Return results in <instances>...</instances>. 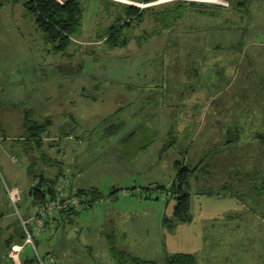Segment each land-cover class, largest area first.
<instances>
[{"label":"rangeland","instance_id":"1","mask_svg":"<svg viewBox=\"0 0 264 264\" xmlns=\"http://www.w3.org/2000/svg\"><path fill=\"white\" fill-rule=\"evenodd\" d=\"M111 1L116 3L113 9L108 8ZM180 1L204 6H189L181 20L164 29L166 17L157 16ZM248 1L242 11L237 0L139 4L151 7L144 23L128 32L127 47L112 50L103 40L108 28L122 6L137 3L86 0L84 38H77L60 54L45 40L23 0L4 1L0 6V134L4 137L0 139V243L4 245L0 264H13L5 243L12 236L20 239L22 217L36 215L30 196L32 174L51 178L61 174V179L62 173L54 172L62 167L72 192L96 188L104 199L81 209L59 229L57 222L51 224L52 218L43 225L32 220L38 251L50 256L53 264H134L131 257L165 264L167 256L177 252L197 254L199 264L264 263V218L248 216L236 198L219 196L233 192L234 187L220 184L225 179L238 184L234 192L239 196L262 190L258 182V187L239 183L245 150L254 149L257 164L264 148V138L258 136L264 134V0ZM168 81L172 88L183 82L187 89L163 90ZM183 97L207 99L204 110L218 113L219 121L211 125L210 118L213 135L202 134L197 140L194 126L199 123L185 122L181 127L189 129L191 137H181L179 147L162 152L170 140L167 113L175 108L174 100ZM25 110L40 123L52 119L42 149L17 140L27 134ZM232 110L234 122L228 123L226 114L230 117ZM192 111L193 106L183 109ZM155 113V118L148 117ZM227 124L233 135L223 139ZM146 128H154L157 136L150 137ZM144 144L149 147L139 151V161H134V148ZM232 153L235 171L228 179L226 159ZM186 155L192 167L204 160L191 178L194 220L172 228L165 223L175 203L169 186L177 173L176 161H184ZM7 186L22 191L19 208L11 203ZM229 213H235L234 218H224ZM22 259L38 264L33 245L26 246Z\"/></svg>","mask_w":264,"mask_h":264},{"label":"trees","instance_id":"2","mask_svg":"<svg viewBox=\"0 0 264 264\" xmlns=\"http://www.w3.org/2000/svg\"><path fill=\"white\" fill-rule=\"evenodd\" d=\"M5 0H0V6L4 4ZM11 1V0H8ZM137 4H126L122 6L117 13V21L111 25L105 37L103 38L106 45L116 50L118 48H125L130 44L128 32L132 30L135 25H141L144 23L147 16V12L150 10V6L142 8L139 4L150 5L157 0H131ZM233 1V0H230ZM239 10H243L248 7V0H237ZM86 0H23L24 6L29 14H31L39 30L44 34L45 40L53 45V50L60 54L66 53L72 44L74 38L81 36L83 33V21L85 17V4ZM109 3L111 6L116 5L114 1ZM195 1H183L179 2L178 6L170 11H165L157 16H165L166 19L163 22L164 29L172 28L179 20H181L186 14L189 6L200 7L204 4L194 3ZM235 3V2H234ZM120 5V4H117ZM106 8L108 12L110 9ZM208 15V14H206ZM212 15V14H210ZM25 127L27 134L21 139V141L29 142L32 145H36L37 148L42 149L45 142V135L48 133L52 126V121L40 123L29 118V113L26 114ZM4 138L0 134V139ZM34 142V143H33ZM177 178L173 185L170 187L173 193V199L175 200L174 218L177 222H189L191 221V208H192V197L190 193L191 189V178L195 169H190L184 166L181 162L176 163ZM66 175V174H65ZM64 176V174L62 175ZM33 179L40 180L39 184L33 186L30 191V196L33 199V207H38L45 204L51 199L57 197V187L60 181L61 175L56 178L48 177L44 174H32ZM3 186L0 177V191ZM168 191L167 189H165ZM71 195L83 197L85 199V205L83 208L92 207L97 202L104 199L103 193L96 188L92 189H80L71 192ZM82 208V209H83ZM81 210H66L61 211L63 221H73V218L79 215ZM1 217V215H0ZM60 221V219H59ZM26 239V234L22 228V234L20 239L11 237L6 241L5 247L10 251L13 245L23 244ZM37 245V244H36ZM4 247L0 243V247ZM116 249V246H113ZM9 261V257L7 258ZM37 261V260H36ZM131 261L134 264H157L155 262H146L138 258H132ZM11 262V261H10ZM12 263V262H11ZM32 261L29 259L23 261V264H31ZM165 264H199L198 258L194 254L190 253H178L172 255L166 259Z\"/></svg>","mask_w":264,"mask_h":264},{"label":"crops","instance_id":"3","mask_svg":"<svg viewBox=\"0 0 264 264\" xmlns=\"http://www.w3.org/2000/svg\"><path fill=\"white\" fill-rule=\"evenodd\" d=\"M84 8H86V7L84 6ZM85 15H86V11H85ZM84 20H85V17H84ZM84 33H85V29H84V21H83V33H82L81 36H78V37L74 38V41L77 38H79V37L82 38L85 35ZM73 46H74V43L72 44L71 47H73ZM199 71L200 70L195 69V72L194 73L200 74ZM182 84H183V82H181L179 84V86H177L178 88H176V87H173L172 88L170 82L168 81V82H165L164 85H162L163 86L162 89L163 90L170 91V92L171 91H174L175 89H179L181 91L186 90L187 89V86L182 85ZM166 85L168 87H166ZM215 89H218L217 85H216ZM216 91L217 90H215V92L213 94H215ZM157 94L159 95V97L161 96L160 93H157ZM213 94H211L210 97H212ZM155 95L156 94H154L152 96L153 98H151V100H150L151 102L155 101ZM180 96H181V94H180ZM174 99H172V100H174ZM210 102H211V100H210ZM207 105H208L207 104V99H198V98H195V100L189 101V100H185L184 97H183L181 100H174L173 106L175 108H170L169 113H167V122L168 123H167L166 127L168 128V137H169L170 140H169V142L167 141V143L164 145L162 152L168 150L170 147H173L174 145H178V147H179L180 146L181 137H183V138L184 137L185 138L186 137H189V138L191 137V134H190L191 131L189 129H187V131H185L186 130V127H181V126H185V122L195 121V122H198L199 123L198 125H195L194 126V127H197L198 128L197 129V132L195 133V134H197V136H194L193 137L194 140H197L196 138L199 137V136H201L202 134L203 135L204 134L210 135V137L213 135V130L211 131L210 127L208 126V122L210 121V118H211V122H209V123L211 125H212L213 120H215L216 122H218L219 121V119L217 118L218 117V113L213 115V112L211 114V112L209 110H207V109L204 110V107L207 106ZM13 106H16V104L13 105ZM169 106H171V105H169ZM191 106H193V110H194V112L192 111L193 113L189 112V113H191V114H189L187 112H183V109L184 108H189ZM25 112H26L25 114L30 113L27 110H25ZM226 115H227L226 121L228 123L229 122L233 123L234 122V116H233L234 115V112H233V110L230 113V115H231L230 117H228L229 116V113H227ZM148 117L150 119H153V118L156 117V113L153 116H149L148 115ZM48 119H50L52 121L51 117H49ZM182 123H184V124L182 125ZM214 124H216V123H214ZM226 127H227L226 128L227 130H224L223 131V139H224L225 136L227 138H230L233 135V130L230 129V127L228 129V124H227ZM146 129L151 130L152 133L150 132L149 135L153 139L155 138V136H157L158 131H156L154 128H152V129L146 128ZM139 130L140 129H137L136 130L138 137L141 136L140 133H139ZM24 136L25 135L21 136V138H23ZM258 136L261 137V138H264V134L263 133L258 134ZM193 144H194V141H193ZM148 147L149 146H146V144H144L143 146H138V147L136 146L134 148V151H133V153H135V156H134L135 158H133V160L138 162L139 161V158L137 156V153H139V151H142V150L147 149ZM253 151H254V149L249 148L248 150H245V152H244L243 165H242L243 172H244V176H243L242 179L239 180V183L241 185H243V186H245V184H246V186L250 187L252 185V182L254 183V185L257 184L256 182H258V184H260V183L262 184L260 186H261V189L263 191L262 190H257L255 195L254 194L252 195L250 193V194H248L247 197H245V195L239 196V195H236V193L234 192L235 185H238V184L236 182H229V180L227 181V179H225V182H220V184L221 183H224L223 185L226 184L224 187L225 188H228V189L234 187L233 192L232 193L226 192L225 195H222L220 193L219 196L220 197L223 196V198L226 197V196L236 198V199H238L241 202L242 209L247 213L248 216L251 215V213H253L254 215H257L259 218H264V198H263V196H264V148H260V153L259 154L262 155V157H260L259 162L257 164L254 162V157L252 156L253 155ZM123 154H124V152L122 153V155ZM187 157L188 156L186 155V158L184 159V161L177 160L176 163L177 162H181L184 166H187L190 169H195V172L192 175V176H194L196 174V172L201 168V165L204 164V160L201 159L199 161L200 164L198 166L192 167V166H190V159H188ZM226 160H228V162L230 163V166H225L224 176H225V178L231 179L234 176V171H235L234 170L233 153H232V157L229 155V158H227ZM207 165L209 166V164H207ZM177 172H178V170H177ZM54 173L56 175H58L60 173H62V175L63 174L65 175V170L62 167L59 171L57 169V173L56 172H54ZM239 173L241 174V172H239ZM176 178H177V173H176V175H175V177H174V179H173V181H172V183H171V185L169 187H171L173 185V183L175 182ZM198 180H200V179L198 178ZM33 186H34V180L32 178V183H31V186H30V191H31V188ZM67 187H68V185H67ZM255 187H258V186L255 185ZM90 189H92V188H90ZM77 190H80V189H73V192L74 191H77ZM68 191L71 194L72 190H70L68 188ZM204 194L205 195L206 194L208 195V191H206ZM251 196H253V200L251 199ZM191 197H192V194H191ZM256 197H258V200H257ZM226 198H228V197H226ZM248 200H249V202H247ZM94 206L95 205H93L92 207H94ZM92 207H86V208H92ZM173 209L175 210V203H174V208ZM234 214L235 213H229L224 218H234ZM61 217H62L61 212H57L56 215L54 217H52L51 224H54V223L57 222L56 223V226L53 225L56 228L58 226L57 229H59L61 227V225H62V222H64L63 220H61ZM59 219H60V221H59ZM193 220H194V214H193L192 208H191V221H189V222H177L175 220V218H174V211H173L172 216L169 217V218L167 217L165 219V223L168 226H170L172 228H175L177 226H180V225H183V224H186V223H190L191 224V223H193ZM212 232H215V226L214 225H213V228H212ZM262 233H264V232H262ZM178 253H186V252H177L175 254H178ZM175 254H170L169 256H167V258L170 257V256H172V255H175ZM190 254H193V253H190ZM195 256L198 258V260H200L199 259V256L197 254ZM214 257H216V256L213 255V258ZM261 264H264V263L261 262Z\"/></svg>","mask_w":264,"mask_h":264},{"label":"built area","instance_id":"4","mask_svg":"<svg viewBox=\"0 0 264 264\" xmlns=\"http://www.w3.org/2000/svg\"><path fill=\"white\" fill-rule=\"evenodd\" d=\"M60 2L64 0H59ZM17 161V158H14ZM68 177L66 175L62 176L57 187V197L49 200L43 205L36 207V215L33 217L38 219L40 224H45L49 221L50 218L54 217L57 212L66 211V210H81L85 205V199L83 197L71 195L67 191V182ZM39 178L34 182V186L39 184ZM7 191L9 194L10 201L17 208L19 203L22 201V191L18 187H9L7 186ZM168 193V192H167ZM170 197V194L168 193ZM28 218H21L23 229L26 234V239L23 244H15L9 251V259L13 264H23L22 255L25 251L26 246L33 245L36 254H37V263L38 264H53L50 256H42L36 245V233L35 229L31 227L32 220Z\"/></svg>","mask_w":264,"mask_h":264},{"label":"bare ground","instance_id":"5","mask_svg":"<svg viewBox=\"0 0 264 264\" xmlns=\"http://www.w3.org/2000/svg\"><path fill=\"white\" fill-rule=\"evenodd\" d=\"M172 139V138H171ZM176 139V138H175ZM169 190V189H168Z\"/></svg>","mask_w":264,"mask_h":264}]
</instances>
